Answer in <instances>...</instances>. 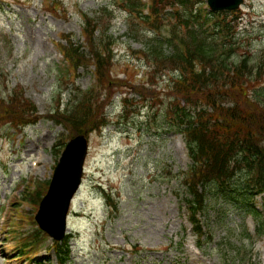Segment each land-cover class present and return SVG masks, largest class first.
<instances>
[{"label":"rangeland","instance_id":"374dc122","mask_svg":"<svg viewBox=\"0 0 264 264\" xmlns=\"http://www.w3.org/2000/svg\"><path fill=\"white\" fill-rule=\"evenodd\" d=\"M48 1L0 0V97L23 90L38 112L35 124L18 125L22 128L16 132L8 129L14 124L5 123L1 133L0 264L29 262L31 255L18 256L20 246L40 229L32 221L30 204L24 206L26 188L32 183L33 190V183L51 178L61 151L57 144L69 137L68 130L49 117L61 100L59 93L65 106L77 93L91 90L101 98L113 94L106 107L111 124L89 134L86 173L69 218L68 264H264V231L259 234L258 222L236 203L211 202L209 213L202 216L209 225L207 239L198 241L192 232L183 200L186 188L178 178L191 158L184 137L174 127L170 130L161 115L169 77L153 88L147 61L138 51L142 41L126 35L133 18L121 8L122 1ZM107 8L112 13V78L126 81L115 82L111 89L97 85L93 63L74 69L59 51L68 38L86 47L84 14L101 16ZM239 11V35L247 44L244 48L256 56L264 52V0H246ZM140 85L153 89L146 91V100L138 93ZM154 90L160 94L152 98ZM125 96L132 98L126 110ZM95 111L105 113L98 104ZM100 186L113 197L108 200ZM19 220L22 228L14 224ZM259 221H264V209ZM29 243L37 250L35 258L50 256L40 264H58L49 236ZM50 248L51 253L46 250ZM193 255L199 257L196 263Z\"/></svg>","mask_w":264,"mask_h":264},{"label":"trees","instance_id":"16d2710c","mask_svg":"<svg viewBox=\"0 0 264 264\" xmlns=\"http://www.w3.org/2000/svg\"><path fill=\"white\" fill-rule=\"evenodd\" d=\"M202 2L152 0L151 16L143 14L140 0H123L121 4L133 18L127 35L142 41L138 51L147 61L153 88L157 89L158 80L160 84L169 77L170 90L161 115L187 141L192 163L182 174L187 190L184 200L201 235L203 223L198 214L207 215L211 202L236 203L255 212L251 202L264 192V52L253 56L244 48L247 44L239 35L237 20L241 12H233L232 17L225 12L203 15ZM55 3L51 5L54 9ZM102 10L101 16L84 14L87 47L68 38L63 50L74 68L94 63L99 86L108 84L111 89L115 82L123 85L126 81L112 78L114 58L108 33L112 13L108 8ZM147 90L153 89L146 85L138 88L145 100ZM151 93L152 98L160 94ZM107 102L93 90L81 91L75 103L69 102L64 109L60 101L51 117L71 135L102 130L108 118L96 113L95 105L104 109ZM36 111L22 90L1 97L0 137L5 123L26 126ZM45 187L47 184L40 182V190L29 197L38 202ZM102 191L112 198L109 191ZM263 231L264 221L259 233ZM67 247L59 248L61 264L68 257Z\"/></svg>","mask_w":264,"mask_h":264},{"label":"water","instance_id":"95a60500","mask_svg":"<svg viewBox=\"0 0 264 264\" xmlns=\"http://www.w3.org/2000/svg\"><path fill=\"white\" fill-rule=\"evenodd\" d=\"M244 0H209L214 10L239 8ZM88 153L85 135L73 138L56 166L48 194L41 202L37 220L54 239L62 240L67 230V216L72 199L82 183Z\"/></svg>","mask_w":264,"mask_h":264},{"label":"bare ground","instance_id":"6f19581e","mask_svg":"<svg viewBox=\"0 0 264 264\" xmlns=\"http://www.w3.org/2000/svg\"><path fill=\"white\" fill-rule=\"evenodd\" d=\"M198 260H199V257L193 255V257H192V262H193V263H196ZM200 264H204V263H200ZM208 264H209V263H208Z\"/></svg>","mask_w":264,"mask_h":264}]
</instances>
